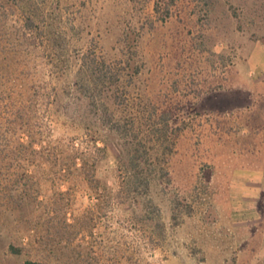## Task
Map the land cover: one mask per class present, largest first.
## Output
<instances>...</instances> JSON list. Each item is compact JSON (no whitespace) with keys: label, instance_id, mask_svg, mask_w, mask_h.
I'll list each match as a JSON object with an SVG mask.
<instances>
[{"label":"rangeland","instance_id":"rangeland-1","mask_svg":"<svg viewBox=\"0 0 264 264\" xmlns=\"http://www.w3.org/2000/svg\"><path fill=\"white\" fill-rule=\"evenodd\" d=\"M155 1L48 0L46 10L70 29L71 54L92 47L108 58L132 54L141 64L127 97L131 105L150 100L192 105L200 113L180 114L172 151L147 168L149 189L142 185L136 204L111 203L97 210L83 176L61 181L56 168L37 171L38 199L0 207V264H25L27 256L12 254L9 243L34 245L45 255L77 247L97 257L94 264H264L260 237L247 238L243 230L228 227L226 210L231 175L264 168V44L251 35L247 17H231L226 4H216L209 15L188 5L162 19ZM126 32L134 47L122 45ZM72 74H55L62 93ZM216 83L222 85L215 92L194 97V90L204 93ZM242 98L246 105L227 109ZM51 118L54 138L79 134L60 113ZM98 144L105 151L95 177L102 189L115 190L123 175L117 170L120 147L112 136Z\"/></svg>","mask_w":264,"mask_h":264},{"label":"trees","instance_id":"trees-1","mask_svg":"<svg viewBox=\"0 0 264 264\" xmlns=\"http://www.w3.org/2000/svg\"><path fill=\"white\" fill-rule=\"evenodd\" d=\"M47 2L0 0V176L15 171L3 175L4 181L0 178V207H21L31 198L38 199L36 173L44 168H56L61 181H70L75 174L83 176L95 193L97 210L111 203L136 204L142 185L149 189L147 168L160 154L172 151V137L182 127L180 114L189 117L200 112L192 105L165 106L150 100L131 105L127 97L141 64L132 60V54L108 58L92 47L71 54L66 38L70 29L46 10ZM219 3L228 6L231 17L244 14L251 35L264 44V0H156L154 9L167 19L173 9L179 13L188 5L209 15ZM122 37L125 47L136 45L129 42L128 32ZM70 70L72 80L62 93L54 76ZM221 85L216 83L204 93L194 90L193 95L199 99ZM244 105V98L234 99L227 109ZM56 112L77 125V137H53L50 119ZM111 136L120 147L117 170L123 173L115 190L102 189L95 177L96 162L105 151L98 142ZM64 221L74 227L66 218ZM93 229L88 228L90 235ZM152 240L150 237V243ZM8 250L26 255L25 264H94L97 260L90 251L72 246L64 255L53 250L45 255L34 245L13 243ZM134 264H140L139 260Z\"/></svg>","mask_w":264,"mask_h":264},{"label":"crops","instance_id":"crops-1","mask_svg":"<svg viewBox=\"0 0 264 264\" xmlns=\"http://www.w3.org/2000/svg\"><path fill=\"white\" fill-rule=\"evenodd\" d=\"M260 46L264 52V46ZM228 194L227 226L243 230L244 237H260L264 254V168L234 172Z\"/></svg>","mask_w":264,"mask_h":264}]
</instances>
